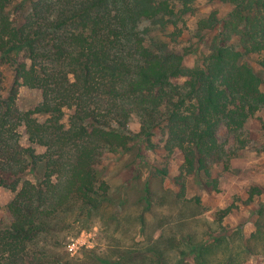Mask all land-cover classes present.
Masks as SVG:
<instances>
[{
  "label": "trees",
  "instance_id": "trees-1",
  "mask_svg": "<svg viewBox=\"0 0 264 264\" xmlns=\"http://www.w3.org/2000/svg\"><path fill=\"white\" fill-rule=\"evenodd\" d=\"M225 1L235 7L223 40L204 67H185L183 54L167 44L154 50L138 29L141 18L175 23L163 19L175 13L167 0H0V64L13 71L10 85H0V186L14 192L7 205L12 220L0 226V264H72L59 251L60 233L113 202L101 167L106 154L149 142L163 105L167 148L178 147L184 156L176 200L182 201L188 175L208 192L218 190L212 169L219 163L229 168L219 128L243 145L246 120L264 110L262 77L244 59L264 50V0ZM235 35L244 52L228 44ZM179 77L185 78L181 86L172 81ZM21 85L39 89L42 100L21 110ZM40 114L48 116L40 121ZM134 115L137 132L129 128ZM144 190L139 202L146 211L153 203L148 182ZM248 193L249 202L264 187L253 185ZM252 237L262 239L264 252V222ZM224 239L205 244L170 236L167 246L181 254V246L194 244L193 264H232Z\"/></svg>",
  "mask_w": 264,
  "mask_h": 264
},
{
  "label": "rangeland",
  "instance_id": "rangeland-1",
  "mask_svg": "<svg viewBox=\"0 0 264 264\" xmlns=\"http://www.w3.org/2000/svg\"><path fill=\"white\" fill-rule=\"evenodd\" d=\"M167 1L175 13L163 19L175 23L163 26L159 16L141 18L138 29L146 44L154 50L167 44L169 49L183 54L185 67H204L214 45L223 40L225 20L235 5L225 0H188L186 6L184 0ZM186 8L189 10L183 12ZM228 44L244 52L239 36H232ZM244 59L261 75L259 87L264 91V50L249 52ZM12 78L11 68L0 64L1 87L7 88ZM172 81L181 86L185 78ZM41 100L39 89L19 87L17 105L21 110L32 108ZM165 109L166 105L159 107L160 112L156 114L159 123L152 128L149 142L139 141L136 143L139 149L125 153L106 154L101 167L113 202L97 213L84 214L81 220L71 221L60 233V253H67L65 257L72 264H178L179 260L180 264H193L195 256L190 248L194 244L191 247L184 244L179 254L167 246L170 236L184 235L188 241L205 244L224 237L227 250L234 258L232 264H264L263 241L252 237L259 222H264L259 212L264 210V194L247 201L251 186L264 187V110L256 111L246 120L239 135L243 145L236 141L233 133H228L223 126L219 128L229 168L226 169L224 163L213 167L212 176L218 178V190L208 192L195 176L188 175L182 201H177L175 194L179 187L175 177L184 156L178 147L167 148L169 130ZM64 111L63 122L67 123L69 110ZM47 116L37 117L43 121ZM139 127L138 117L134 115L129 128L137 132ZM22 141L26 142L25 135ZM36 149L44 151L41 146ZM28 177L33 179L31 175ZM146 182L152 191L153 203L145 211L139 199L145 193ZM13 196L14 192L0 186L2 227H7L12 220L7 205ZM227 207L229 211L220 219L222 210ZM248 246L251 250L246 249ZM159 249L162 251L154 254Z\"/></svg>",
  "mask_w": 264,
  "mask_h": 264
}]
</instances>
